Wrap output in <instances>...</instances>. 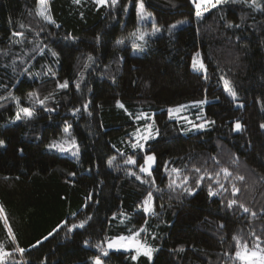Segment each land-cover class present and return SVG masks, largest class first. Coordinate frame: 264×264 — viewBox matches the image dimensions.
I'll return each instance as SVG.
<instances>
[{
	"label": "trees",
	"instance_id": "1",
	"mask_svg": "<svg viewBox=\"0 0 264 264\" xmlns=\"http://www.w3.org/2000/svg\"><path fill=\"white\" fill-rule=\"evenodd\" d=\"M144 5L152 16L141 20L136 0H48L49 23L36 15L37 0H0V199L23 208L16 236L0 222V264H239L234 236L240 250L264 249V11L229 2L197 17L192 0ZM154 26L155 35L134 39ZM194 57L206 72L192 67ZM190 103L209 123L183 133L168 110ZM19 108L33 117L16 120ZM149 123L153 138L139 139ZM73 138L78 155L48 147ZM148 154L150 175L140 171ZM134 233L156 249L151 259L105 254L110 238Z\"/></svg>",
	"mask_w": 264,
	"mask_h": 264
},
{
	"label": "snow or ice",
	"instance_id": "2",
	"mask_svg": "<svg viewBox=\"0 0 264 264\" xmlns=\"http://www.w3.org/2000/svg\"><path fill=\"white\" fill-rule=\"evenodd\" d=\"M73 2L79 4L81 2V0H73ZM229 2H231L233 4H236V3H248L249 6L255 8L257 10L264 11V8H262L261 5L259 3H257V0H194L195 7L197 9L196 16L200 17L202 15V11L203 12L208 11L209 10V6L211 8H213V9H215L219 5L227 4ZM94 3L97 5V7H100V6H115L118 3V0H94ZM136 10H137L138 18L141 19V20L147 19V18H151V16H152L151 13L145 11L144 0H136ZM36 15L41 17L43 20H45V21H47L49 23H55V21L52 19L51 15H50V10H49V6H48V0H37ZM178 23H184V21H180ZM228 26L229 27H233V26L234 27H239V25H231V24H229ZM21 27H23V25H21ZM175 27H176L175 24L169 26V31H171ZM158 31H160V29L155 28V26H154L153 32L150 33V34L149 33H145V32H141L139 29H137V31L132 33V35L137 40L144 42L146 35H155V33L158 32ZM14 35H22V33H14ZM99 39H100V37L97 36V40H99ZM117 43H123V41H117ZM132 47H133L134 50H142L143 49V43L137 44L134 41ZM51 55L53 57L58 56V54L55 51H51ZM198 55L199 54H197V56ZM87 59H88V61H93V57L91 55H88ZM85 66H87V65H85ZM192 67L194 69L198 70V71L199 70H203V71L206 72L205 65L203 64L202 61H198L196 59V57L193 58ZM51 71L52 70L49 69L50 73H51ZM52 74L54 75V73H52ZM82 78L83 77L81 76V79ZM205 78H207V77H205ZM221 79L223 80L225 91L228 92V94L233 98V100H235L236 99V92L233 89L231 82L229 80L223 78V77H221ZM67 86H68V81H65L63 83H59L58 84L59 88H66ZM77 87H79V82H77ZM29 96L30 97H35V93H30ZM14 99H16V98H14ZM47 99H48L47 97H45L44 100H40L38 98H35L34 102L36 104H39V105H44L45 100H47ZM203 103H205V101H203V100L195 102V104H203ZM195 104L193 106H195ZM17 105L19 106V100L18 99H17ZM117 105H118V107H121V108L124 107V105L121 104L119 101H117ZM240 106H242V105H240ZM86 107H87V105H85V108ZM180 107L182 108L184 106H180ZM76 111H79V109H75L74 110V112H76ZM173 111H179V108H177V109H169V112H173ZM20 113H23V117L20 115ZM33 115H34V112H33L32 109H30V108H19V112H18L17 116L15 117V119L16 120H19V119H22V118L23 119H30V118L33 117ZM138 119H139V117H138ZM198 119H199V117H198ZM207 123H209V122H206L204 124L194 125V127L202 128V127H205L207 125ZM210 123H214V122H210ZM260 127L262 129H264V123H262L260 125ZM150 129H151V125H148L147 129H146V134L141 136V137H139V139H143V140L147 141V140L153 138L152 135H151ZM235 130L236 131H242L243 130V126L238 121L235 123ZM64 131H65V133H68V129L67 128H65ZM137 131L139 132V130H137ZM3 143H4V141H0V145H2ZM65 143H68V142L65 141V142L61 143V142L53 141L52 143H50L48 145V147L49 148H57L61 152L72 151L73 155H78V151L79 150H78V147L76 145L75 138H73L71 140V142L68 143V147L64 146ZM132 147L133 148L139 147V148L143 149L144 145L143 144L134 143L132 145ZM112 159H114V157L111 158L108 161L109 164L112 163ZM153 160H154V156H152V155L147 156L146 157V164H150ZM135 162L136 161L132 157H129L128 160L126 161V163H128V164H134ZM140 171L141 172H147L150 175V171H149L148 167L141 166ZM172 171L173 172H178L179 170L173 169ZM196 171L200 172V169H196ZM221 171L224 173L225 178H227L228 176L231 175V173H229L227 168H223V169H221ZM130 174L131 175H136V173H134V172H131ZM216 175L218 176L219 173H217ZM137 179H140V177L137 176ZM186 179L187 178H185V180ZM235 179L244 180V177L243 176H236ZM174 183H175V181L170 183L169 187H172V185ZM199 184H200V180H197V186H199ZM185 191L188 194H192V192L194 190L186 188ZM238 191H239V189L236 188L235 186H233V188H232L233 194L234 195L237 194ZM214 194L215 193L210 188L209 189V195L211 196V195H214ZM151 201H152V193H148L147 197L143 201V206H144L143 210H144L145 213H149V212L152 211ZM236 203H237L236 200H230V201H228V206L232 207ZM239 207L241 209H243L244 212H249L250 211L243 204H240ZM3 213H4V210H3L2 206H0V215H3ZM252 215L254 216L255 213L253 212ZM5 219H6V217H5ZM85 223H86V221H81L78 225H72L71 227H69L68 230L72 231L74 228L83 227ZM57 227L59 228L60 226L58 225ZM53 231H56V229H54ZM49 235H52V233H49ZM136 235H138V233H134V235L131 236V237L121 236V237L117 238V240L115 242H110L108 244V247L109 248H112V247H125V248L135 247V249L137 251V254L143 253V255H145V256L149 257V259H151L152 253L154 251H156V249L151 248L146 243L142 244L139 241H137L135 239ZM45 239H47V237H45ZM233 239L237 241V249H238L235 252V258L238 259L239 261H241L242 264H264V249H258V246H257L258 250L249 251L247 244H244L243 245V250H240V241H239V239L237 237H235V236L233 237ZM257 240H259V237H257ZM123 241H129V243L124 244V243H122ZM37 243H39V241ZM19 251L23 252L24 249H19ZM104 251H105V254H106V250H104ZM6 254L7 253L0 252V255H6ZM136 258H137L136 256L132 257L133 260H135ZM95 264H101V261L99 259H96Z\"/></svg>",
	"mask_w": 264,
	"mask_h": 264
},
{
	"label": "rangeland",
	"instance_id": "3",
	"mask_svg": "<svg viewBox=\"0 0 264 264\" xmlns=\"http://www.w3.org/2000/svg\"><path fill=\"white\" fill-rule=\"evenodd\" d=\"M192 2L194 4V6H195L194 0H192ZM195 9H196V7H195ZM209 9H211L210 6H209ZM196 11H197V9H196ZM204 13L205 12L202 11V14H204ZM140 31L150 34V33L153 32V29H150V30L141 29ZM147 36H152V35H146V37ZM134 39L137 40L135 37H134ZM137 41L140 42L139 40H137ZM180 106H184V107L181 108ZM177 108H179V111L169 112V110H168V114H169V117L171 119H175V120H179L180 121L181 131L183 133H187L188 130L196 132L198 130H201V129L205 128V127H202V128L194 127V125H199V124L206 123V120H201L202 115L199 112L200 109H197L196 111H194L195 108H194L192 103H190V104H182V105H178V106H173V107H170L169 109H177ZM198 117H199V119H198ZM195 118L200 120V121L194 122ZM148 125H151V123L147 124V126ZM147 126H145L146 129H147ZM143 133H146V131H144ZM64 146L68 147V145H64ZM149 155H151V154H148V156ZM153 161L150 164H146V166H145V167L149 168V171H150V168L153 166ZM17 201L18 200H14V203H15L14 207L16 209L10 210L8 207H6V205L0 199V206H2V208L4 210L3 215H0V222L5 227V229L8 231V233L12 234L14 236H16V230H17V225H18L17 221L20 222L21 214L23 213V210H22L23 208L21 207L20 203L17 204ZM151 208H152V204H151ZM5 217H6V219H5ZM121 236L131 237L133 235H118V236H114V237L110 238L105 244V250H108V251H110V250H123V251L134 250L137 253L135 247H129V248H125V247H112V248H109L108 247V244L110 242H115L117 240V238H119ZM135 239L137 241H139L140 243H142V241L138 237L135 236ZM122 243L127 244V243H129V241H123ZM140 254H143V253H140ZM152 255H153V253H152ZM239 264H242V262L240 261Z\"/></svg>",
	"mask_w": 264,
	"mask_h": 264
}]
</instances>
